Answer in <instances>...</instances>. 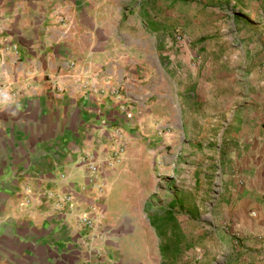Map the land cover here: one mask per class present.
Wrapping results in <instances>:
<instances>
[{
	"label": "crops",
	"instance_id": "crops-1",
	"mask_svg": "<svg viewBox=\"0 0 264 264\" xmlns=\"http://www.w3.org/2000/svg\"><path fill=\"white\" fill-rule=\"evenodd\" d=\"M166 2L176 15L179 0ZM246 2L202 0L201 6L230 3L251 17L264 10V0ZM163 3L0 0V77L12 88L20 87L16 98L0 103V264H172L170 244H163L168 249L163 257L158 236L147 223L150 208L142 205V216L125 184L131 174L127 152L113 168L105 166L95 184L88 181L82 160L88 153L110 155L115 145L111 127L126 122L116 110L127 104L114 96L121 84L129 92L133 79L140 81L136 75L132 79L128 66L147 57L126 52L133 42L146 48L147 35L155 46L162 43ZM238 27L246 32L235 51L247 70L239 85L226 84L225 78L203 88L191 77L180 81L170 61L177 79L171 76V85L162 88L159 71L149 93L157 103H166L165 89L171 103L172 95L182 105L200 103L196 111L203 110L202 116L194 113L195 119L187 122L198 133H191L190 140L204 145L205 156L211 154L213 140L217 145L220 203L232 208L226 217L248 247L242 255L255 252L263 257L256 264H264V65L259 66L264 42L260 46L256 40L257 22ZM147 119L145 114V126ZM214 132L215 138L209 136ZM98 177L105 185L102 192ZM141 189L146 190L145 184ZM61 194L72 200L56 201ZM92 205L97 218L87 227L77 216L91 214ZM163 212L154 211L160 218L168 213Z\"/></svg>",
	"mask_w": 264,
	"mask_h": 264
},
{
	"label": "rangeland",
	"instance_id": "rangeland-1",
	"mask_svg": "<svg viewBox=\"0 0 264 264\" xmlns=\"http://www.w3.org/2000/svg\"><path fill=\"white\" fill-rule=\"evenodd\" d=\"M201 1L179 0L178 13L171 15V3L164 0L160 32L162 43L155 46L153 38L147 35L146 48L136 47L133 42L131 50L126 52L128 56L147 57L128 66L132 79L136 75L141 77L140 81L133 79L132 82L136 83L129 86V92H125L121 84L120 93L114 96L116 100L124 99V106L127 104L125 109L123 105H118L116 110L126 122L125 125L115 122L117 126L111 127L110 134L115 145L107 158L117 147V141L121 142L122 150L116 162L111 166H102L100 171L105 166L113 168L127 152L126 166L131 174L125 184L132 190L131 197L142 216V205L147 204L150 208L146 212L147 223H151L149 225L158 236L160 245L170 244L175 253L172 264H256L263 257H256L258 254L255 252L242 255L245 252L243 249L248 247L238 227L226 217V210L231 211L232 208L226 209L220 203L222 182L217 145L213 140L212 152L205 156L204 145L190 140L191 133L195 136L198 133L191 131L187 122L195 119L196 116H192L194 113L202 116L203 110L196 111L200 103L182 105L174 95L171 103L168 89H165L166 103H157L153 98L155 95L149 93L154 90L159 71L165 81L162 88L171 85V76L176 78L175 67L180 73V81H188L191 77L189 80L198 81L201 88L208 81L217 86L224 78L226 84L234 81L239 85L237 82H242L247 70L238 58L235 46L246 31L238 24L257 22L256 40L261 46L264 42V10L260 8L258 15L251 17L248 12L237 11L239 9L236 10L230 3H216L214 7H208L201 6ZM259 5H262L260 1ZM263 65L264 61L259 62V66ZM219 76H223V80L218 79ZM145 114L148 117L146 126L142 120ZM214 114L218 113L212 110ZM188 131L190 134H187ZM209 136L215 138L217 135L214 132ZM99 177L97 183L102 192L105 185ZM143 184L145 191L139 190ZM155 210L159 213L164 210L163 214L168 212L172 219L164 229L156 225L158 218Z\"/></svg>",
	"mask_w": 264,
	"mask_h": 264
},
{
	"label": "built area",
	"instance_id": "built-area-1",
	"mask_svg": "<svg viewBox=\"0 0 264 264\" xmlns=\"http://www.w3.org/2000/svg\"><path fill=\"white\" fill-rule=\"evenodd\" d=\"M62 20H63V16L59 15L58 21H62ZM10 49L12 50V52H15V46H11ZM52 83H57V81L53 80ZM52 89L55 92H58L60 90V87H57V85L54 84L52 86ZM19 93H20V87L12 88L10 82L6 81L3 77H0V103L3 101H8V100H12V99L16 98ZM116 137H117V135H116ZM121 150H122V144H121V142L117 141V147L115 148V150L112 151L111 157H109V158H107V157L96 158L90 153H88V154H86V156L82 157L83 163L86 166V170H87V174H88L87 175L88 181L90 183L95 184V182L97 181V176H98L102 166H104V165L111 166L114 162H116L119 158V154H120ZM97 185H98V187H97L98 190H100L101 187L99 186L98 183H97ZM49 195L52 196L51 193H49ZM55 200L58 202L71 201L72 197L69 194H61V195H56ZM89 211L91 212V214L84 213L80 216H77V219L80 221V223H82L83 225H85L87 227H91L96 222L98 209L94 205H92V207H90Z\"/></svg>",
	"mask_w": 264,
	"mask_h": 264
},
{
	"label": "trees",
	"instance_id": "trees-1",
	"mask_svg": "<svg viewBox=\"0 0 264 264\" xmlns=\"http://www.w3.org/2000/svg\"><path fill=\"white\" fill-rule=\"evenodd\" d=\"M157 213H159V212H157ZM162 216L163 217L160 218L161 216L159 214L157 215V218H158L157 223H156L157 227H159V226L161 227L162 225H164L165 222L172 221V219L168 216L167 213L165 215H162ZM150 225H151V223H150ZM159 251L163 257H166V253L168 252V249L163 244H162V247L159 246Z\"/></svg>",
	"mask_w": 264,
	"mask_h": 264
}]
</instances>
